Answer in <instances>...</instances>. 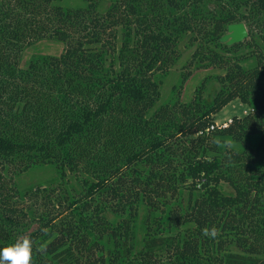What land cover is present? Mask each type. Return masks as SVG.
I'll return each mask as SVG.
<instances>
[{
    "label": "trees",
    "instance_id": "obj_1",
    "mask_svg": "<svg viewBox=\"0 0 264 264\" xmlns=\"http://www.w3.org/2000/svg\"><path fill=\"white\" fill-rule=\"evenodd\" d=\"M107 1L0 0V248L28 234L33 264H264V0ZM241 22L249 39L220 43ZM52 38L60 55L21 67ZM186 38L188 68L220 73L159 106ZM232 101L251 112L206 132ZM45 165L56 185L8 177Z\"/></svg>",
    "mask_w": 264,
    "mask_h": 264
},
{
    "label": "rangeland",
    "instance_id": "obj_2",
    "mask_svg": "<svg viewBox=\"0 0 264 264\" xmlns=\"http://www.w3.org/2000/svg\"><path fill=\"white\" fill-rule=\"evenodd\" d=\"M91 1L97 2L99 7V12L103 13L110 6V3L107 0H59V2L64 7H85ZM227 34V32H226ZM225 34V35H226ZM254 35L257 37L259 32L254 31ZM249 39V37H248ZM63 45L56 39H47L41 41L33 46L27 47L22 55L21 67L27 68L31 59L36 56L44 55H54L58 56L63 52ZM182 57L178 62L171 67V69L164 75L161 80V97L157 105L167 104L173 102L177 99V96L180 94L182 102H190L194 96L197 87L203 82L205 78H208L210 75H215L220 73L218 70L214 69H189V65H195L197 62L193 58L194 45L192 42H189L186 38L181 46ZM248 45L242 46L237 52L240 54L249 53ZM252 63L244 62L242 65L244 67H249ZM186 69V70H185ZM191 70L190 76L187 80L184 79V72ZM224 72H222L223 74ZM220 85L215 81L208 84L207 90L204 93V99L207 103H211L214 93L219 91ZM247 112V114H245ZM251 112V109L240 101H232L229 103L222 111L216 115V122H223L232 119L234 116L243 117L248 115ZM14 179L17 188L20 192H24L31 188H36L37 186L50 187L56 185L59 180L58 172L53 165H45L40 167H33L27 172H24L19 175H9ZM223 191L226 194H233L234 191L228 185H223Z\"/></svg>",
    "mask_w": 264,
    "mask_h": 264
},
{
    "label": "clouds",
    "instance_id": "obj_3",
    "mask_svg": "<svg viewBox=\"0 0 264 264\" xmlns=\"http://www.w3.org/2000/svg\"><path fill=\"white\" fill-rule=\"evenodd\" d=\"M205 236H216L218 230L205 228L202 230ZM34 241L28 234L17 236L14 243L0 248V264H33Z\"/></svg>",
    "mask_w": 264,
    "mask_h": 264
},
{
    "label": "water",
    "instance_id": "obj_4",
    "mask_svg": "<svg viewBox=\"0 0 264 264\" xmlns=\"http://www.w3.org/2000/svg\"><path fill=\"white\" fill-rule=\"evenodd\" d=\"M249 37L245 23L231 24L227 28V34L220 38V43L233 46L244 42Z\"/></svg>",
    "mask_w": 264,
    "mask_h": 264
},
{
    "label": "built area",
    "instance_id": "obj_5",
    "mask_svg": "<svg viewBox=\"0 0 264 264\" xmlns=\"http://www.w3.org/2000/svg\"><path fill=\"white\" fill-rule=\"evenodd\" d=\"M245 114H247V112H245ZM232 124H233V119L223 121V122H216V123L212 124L206 132H214L217 130H224V129L229 128ZM199 134L202 135L203 133L200 132Z\"/></svg>",
    "mask_w": 264,
    "mask_h": 264
}]
</instances>
